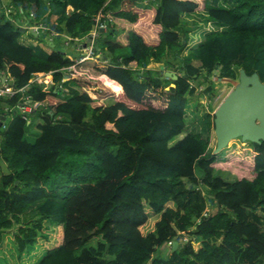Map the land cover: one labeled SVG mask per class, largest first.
<instances>
[{"label":"trees","instance_id":"obj_1","mask_svg":"<svg viewBox=\"0 0 264 264\" xmlns=\"http://www.w3.org/2000/svg\"><path fill=\"white\" fill-rule=\"evenodd\" d=\"M12 2L22 12L33 8L35 25L48 28L52 16L53 34L75 45L99 14L116 37L117 22L129 29L125 43H104L110 59L96 43L106 63L92 66L106 76L107 87L120 91L105 105L112 93L99 82L76 77L63 82L67 92H61L60 70L70 58L55 46H24L22 32L0 12V73L16 88L27 86L34 73L51 72L53 81L48 89L29 84L25 92L46 104L36 111L33 142L26 140L30 119L14 109L19 96L0 98V158L9 169L0 177V243L29 214L39 218L17 229L18 254L43 236V221L61 228L59 244L35 264H264V140L251 143L252 157L243 161L249 170L228 181L214 174L209 139L183 133L186 96L194 94L191 82L201 73L208 79L216 69H242L264 83V0H150V8L137 0ZM202 12L220 30L182 56V76L164 82L147 66L161 63L167 51L178 57L188 43L182 20ZM212 92L211 82L202 95ZM157 93L165 95L159 108L146 103ZM151 216L158 220L143 235Z\"/></svg>","mask_w":264,"mask_h":264},{"label":"rangeland","instance_id":"obj_2","mask_svg":"<svg viewBox=\"0 0 264 264\" xmlns=\"http://www.w3.org/2000/svg\"><path fill=\"white\" fill-rule=\"evenodd\" d=\"M138 2H140L142 5L138 4ZM137 5H140V7L142 6V8L151 7L148 3L144 5L143 0H137ZM43 11L44 13L46 12L45 7H42L41 9L42 14H44ZM0 12L6 17V19L10 20L16 28H19L22 33L25 30L23 27L33 26L37 22L33 8H26L22 12L19 6L13 4L12 0H0ZM41 13H39V15H41ZM30 14L32 16H30ZM24 17H26L27 21H29L28 23L23 19ZM48 18V28L38 32L39 34L36 36L30 35V37L40 43L41 47L45 50H48L49 48V44L46 43L48 40L49 42L53 43L56 51L64 53L67 57L77 58L78 53L75 51V44H71L69 40L63 35L55 36L53 33L56 32L57 29H54L52 26L53 17L51 16ZM208 20L209 18L206 17L203 12L188 16V18L182 20V28L188 32V43L183 52L178 57H175V50L167 51L161 63L156 65L150 63L147 66V69L157 71L159 70L160 65L164 66V64H166L168 67L166 68L164 66L165 70L174 72L178 76H182L183 73L180 69L182 64V56L188 54L190 50L200 43L202 37L209 33L212 28L213 30H220L218 26L213 24V21ZM115 25L116 29L119 31V33H121L118 37H116V34H111L110 29L108 28L105 32L99 33L96 38V43L101 49L100 52H102L103 55L109 59L114 55H110L107 53V51H105L103 48L104 43L107 41H114V39L125 43L123 41V34H125V31L129 29L128 25L124 26L120 22H117ZM147 32L151 37L153 36L149 29H147ZM180 36L182 37L181 32ZM65 42L68 43L67 46L65 45ZM92 63L93 62H87L86 65L92 66ZM230 70L231 71L227 72L222 69H216L208 79L203 73H201L195 79V81L191 82L192 87L195 89L194 94L191 96H186V126L183 133L200 134L203 138H208L209 151L211 154L216 147V138L214 133V112L225 99V97L233 90V82L238 83L240 69L238 71L235 68ZM168 79L166 78L164 82L168 83ZM211 82L213 96L209 97L202 95L204 87L209 85ZM86 92L95 99L94 90L92 88L86 89ZM164 97V94L157 93L151 96L152 100H147L146 103L159 108L162 105ZM103 102L105 105H110L113 103V99L108 98L103 100ZM37 113L38 112L32 114L29 117L30 123L27 126L29 134L26 137L28 142H33L38 136V130L36 127L40 120ZM87 113L88 116H91L90 110L87 111ZM182 136L183 135L178 136L175 141L180 139ZM250 148L251 143L248 141H242L241 138L231 139L223 150L215 154L216 162L213 165L214 174L228 181L234 180L237 176H239V174H245V172H247L249 169L245 164H243V161H249V159H251L252 150ZM8 172L9 169L7 168L6 163L0 158V177L4 174H7ZM195 173L198 177H201L202 173L200 170L195 169ZM168 204V206L172 205L170 203ZM260 213L262 212L260 211ZM262 215L264 220V213H262ZM38 218L39 217H30L29 214L26 217L23 216L20 218V222L18 224L14 223L10 229L4 232L2 241L0 243V264H35L43 256L46 250L56 247L59 244L61 228L59 226H54L45 220L42 224L43 236L38 235L36 244L32 248L25 250L22 254H18L14 242L17 229L22 225L25 227L32 226ZM157 220L158 216H151L142 228V234L145 235L152 231ZM91 243H95V240H93ZM194 248H198L197 244L194 245ZM165 252L166 251L163 250V255Z\"/></svg>","mask_w":264,"mask_h":264},{"label":"water","instance_id":"obj_3","mask_svg":"<svg viewBox=\"0 0 264 264\" xmlns=\"http://www.w3.org/2000/svg\"><path fill=\"white\" fill-rule=\"evenodd\" d=\"M159 71L162 72L161 78L172 81L177 78L174 72L165 70L163 65L159 66ZM233 85V90L214 112L216 147L212 154L223 150L231 139L241 138L250 143L264 140V83L260 82L256 73L248 76L240 69L238 83L233 82ZM177 244L176 241L171 243L172 251Z\"/></svg>","mask_w":264,"mask_h":264},{"label":"built area","instance_id":"obj_4","mask_svg":"<svg viewBox=\"0 0 264 264\" xmlns=\"http://www.w3.org/2000/svg\"><path fill=\"white\" fill-rule=\"evenodd\" d=\"M94 21H95L94 27L88 33V35H86L84 40L81 41L78 39H74V41L80 43L78 45H75V48L79 52L78 57L70 59L72 63L67 67L61 68L60 70L62 79H61V83L57 85V88L61 90V92L63 93L67 92V88H65L62 85V83L69 79H74L76 77H82L90 82H99L103 86L107 87L103 82V79L106 78V76L98 73L93 66L86 65L87 62H93V61H98L103 64L106 63L105 60H102L103 57H101V54L98 51V47L96 45V38L100 33V30L105 31L107 29L108 23L106 21L101 20L100 14L97 15ZM67 39L69 41H72L70 38ZM87 39L89 40L88 42ZM65 44L67 45L68 43L65 42ZM33 83L43 85L45 89H48V87H50L53 84L52 73L49 72L46 74L45 73L32 74L29 84H33ZM28 85L23 88H16L14 86V81L9 76V74H7L6 72L0 73V98L6 100V99H13L16 96H19V98H17L16 100L17 105L15 106L14 109L17 111L20 117L27 123L29 122V116L32 113L38 111L41 108H44L46 110V104L44 102L33 101L29 96L25 95ZM107 88L112 93L111 98L116 97L120 92V91L115 92L109 87ZM92 89L95 91L94 88ZM14 109L5 107L4 112L15 114Z\"/></svg>","mask_w":264,"mask_h":264},{"label":"crops","instance_id":"obj_5","mask_svg":"<svg viewBox=\"0 0 264 264\" xmlns=\"http://www.w3.org/2000/svg\"><path fill=\"white\" fill-rule=\"evenodd\" d=\"M144 1V5L145 4H149L150 3V0H143ZM138 4H141L140 2H138ZM142 5V4H141ZM140 6V5H139ZM142 7V6H141ZM195 15V14H193ZM25 30L24 32L21 34L20 36V43L23 44L24 46H30V45H40V43H38L35 39H33L32 37H30V35H33V36H36L37 34H39L38 32L42 31L43 29H46L44 28V26L40 25V24H36V25H33V26H27V27H23ZM47 43L49 44L50 48H52L54 45L52 42H49L47 40ZM66 45V44H65ZM68 45V44H67ZM66 45V46H67ZM41 46V45H40ZM75 51L77 53H79L77 51V49H75ZM79 55V54H78ZM70 59H73L72 57H68ZM153 65H156L158 63H154V62H151ZM114 82V81H113ZM115 83V82H114ZM117 84V83H116ZM119 87V86H118Z\"/></svg>","mask_w":264,"mask_h":264},{"label":"clouds","instance_id":"obj_6","mask_svg":"<svg viewBox=\"0 0 264 264\" xmlns=\"http://www.w3.org/2000/svg\"><path fill=\"white\" fill-rule=\"evenodd\" d=\"M104 32V31H103ZM112 81V80H111Z\"/></svg>","mask_w":264,"mask_h":264}]
</instances>
